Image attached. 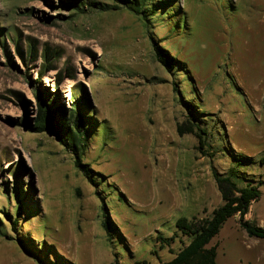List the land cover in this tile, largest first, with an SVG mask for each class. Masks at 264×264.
Wrapping results in <instances>:
<instances>
[{
    "label": "rangeland",
    "instance_id": "1",
    "mask_svg": "<svg viewBox=\"0 0 264 264\" xmlns=\"http://www.w3.org/2000/svg\"><path fill=\"white\" fill-rule=\"evenodd\" d=\"M165 1L135 14L116 0H0V264L169 261L188 243L176 219L222 204L212 171L236 158L261 181L244 218L264 226V0ZM153 42L185 67L168 71ZM43 96L69 124L80 115L91 179L53 134L28 128ZM186 100L211 156L176 132ZM17 211L13 231L3 214ZM209 245L218 264H264L239 214Z\"/></svg>",
    "mask_w": 264,
    "mask_h": 264
},
{
    "label": "trees",
    "instance_id": "2",
    "mask_svg": "<svg viewBox=\"0 0 264 264\" xmlns=\"http://www.w3.org/2000/svg\"><path fill=\"white\" fill-rule=\"evenodd\" d=\"M118 3L128 8L135 14H144V11L149 9L152 4L151 11H158L159 4H155L154 0H116ZM148 1V2H147ZM172 0H166L165 2L171 3ZM147 2V3H146ZM163 5L164 2L162 1ZM76 6V3H74ZM76 7L79 8L77 5ZM120 6H116L118 8ZM150 10V9H149ZM153 50L157 60L168 70L172 69L176 65H180L183 69L185 64L180 61L176 56L170 54L165 48L158 43L153 42ZM38 110L35 124L28 126L34 132H49L53 134L58 141L67 147L74 155L75 166L84 173V175L91 179L90 174L92 169L87 163L81 161V155L86 142L85 127L82 124V120L79 119L80 115H76L74 124L68 123L69 118L66 117L64 109L55 106L52 99L46 97H38ZM188 114L184 120L176 124V132L179 136L184 134H190L196 139V149L202 155H210L209 149L211 144L209 142V132L207 127L203 126L201 122L193 115L197 114L198 110L190 103L189 100L184 101ZM73 107H77L73 105ZM74 116V110L70 114ZM224 150V147H223ZM236 160V161H235ZM234 160L235 165L232 166L228 173H218L216 170L212 171V175L218 187L221 195L222 204L214 208L210 215L204 217H179L175 221L176 232L188 238V243L184 245L174 255V257L166 262H160L159 264H218L216 262V246L209 245L212 238H214L225 221L235 214H239V225L246 232L249 237H254L264 240V226L258 225L254 220L245 219L244 216L249 210V206L252 202H255L260 197L259 186L261 181L254 182L246 181L247 178L243 175L241 168L244 167V160L236 158ZM4 218L8 220L12 226V230L16 229L18 220L21 218V214L17 211L15 216L12 217L8 214H3ZM0 218V233L1 229ZM6 235V234H2ZM9 239H12V237ZM165 241V238H160ZM18 246L27 255L32 256L21 238H16ZM36 257V256H35ZM37 258V257H36ZM39 264H44L39 258H37ZM142 262H134L133 264H141ZM109 264H121L118 260H114Z\"/></svg>",
    "mask_w": 264,
    "mask_h": 264
}]
</instances>
